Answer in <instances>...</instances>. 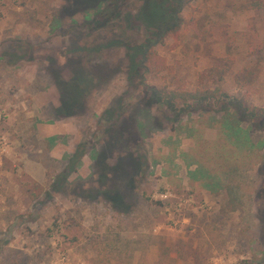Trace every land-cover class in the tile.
<instances>
[{
  "label": "rangeland",
  "instance_id": "374dc122",
  "mask_svg": "<svg viewBox=\"0 0 264 264\" xmlns=\"http://www.w3.org/2000/svg\"><path fill=\"white\" fill-rule=\"evenodd\" d=\"M97 1L0 0V264H264V125L237 103L264 109V0H190L177 40Z\"/></svg>",
  "mask_w": 264,
  "mask_h": 264
},
{
  "label": "trees",
  "instance_id": "16d2710c",
  "mask_svg": "<svg viewBox=\"0 0 264 264\" xmlns=\"http://www.w3.org/2000/svg\"><path fill=\"white\" fill-rule=\"evenodd\" d=\"M107 0H98L97 2H105ZM190 0H145L143 8L140 10L139 21L147 27L157 28L161 35L171 36L175 40L179 37V24L182 21L180 11L182 6ZM174 4L169 7L168 3ZM97 3V4H99ZM144 72H151L156 68H159L162 64V60L157 56L152 46L144 47L141 50ZM219 78L222 73H218ZM218 92V88L210 91L209 89H197L195 91H173V90H157L155 96L158 100L166 103L170 106H174L178 103H194L201 104L207 103L211 100H215ZM238 106L242 108L244 115L249 118V121L254 124L264 125V109H258L252 107H244V99L237 101ZM70 105V103L68 104ZM72 105V103H71ZM70 105V106H71ZM220 130V134L223 137V142L231 145L235 143L236 147H239L241 152H250L254 149V145L251 142V135L248 129L250 126L244 128L235 117L234 114H224L221 118L216 119L214 122ZM217 177L220 175H216ZM211 182L210 179H207ZM220 184V181L218 182ZM208 186V185H207ZM42 193V188L35 185V191H31V199L37 200ZM116 204L120 203V198L116 194L112 198Z\"/></svg>",
  "mask_w": 264,
  "mask_h": 264
}]
</instances>
